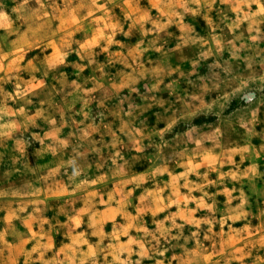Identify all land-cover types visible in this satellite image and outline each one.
<instances>
[{"label": "rangeland", "instance_id": "obj_1", "mask_svg": "<svg viewBox=\"0 0 264 264\" xmlns=\"http://www.w3.org/2000/svg\"><path fill=\"white\" fill-rule=\"evenodd\" d=\"M0 264H264V0H0Z\"/></svg>", "mask_w": 264, "mask_h": 264}]
</instances>
